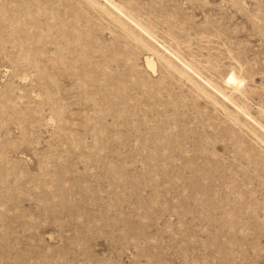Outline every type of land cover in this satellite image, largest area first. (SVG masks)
Segmentation results:
<instances>
[{
    "label": "rangeland",
    "instance_id": "obj_1",
    "mask_svg": "<svg viewBox=\"0 0 264 264\" xmlns=\"http://www.w3.org/2000/svg\"><path fill=\"white\" fill-rule=\"evenodd\" d=\"M0 264H264V0H0Z\"/></svg>",
    "mask_w": 264,
    "mask_h": 264
},
{
    "label": "bare ground",
    "instance_id": "obj_2",
    "mask_svg": "<svg viewBox=\"0 0 264 264\" xmlns=\"http://www.w3.org/2000/svg\"><path fill=\"white\" fill-rule=\"evenodd\" d=\"M92 1H93V0H92ZM96 1H97V0H96ZM90 3H91V2H90ZM91 4H92V3H91ZM153 59H154V58H152L151 55H146V56L144 57L145 65H146L147 69H149L150 71H154V68H156ZM154 72H155V71H154Z\"/></svg>",
    "mask_w": 264,
    "mask_h": 264
}]
</instances>
